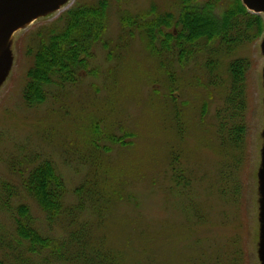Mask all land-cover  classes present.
Instances as JSON below:
<instances>
[{
  "label": "rangeland",
  "instance_id": "obj_1",
  "mask_svg": "<svg viewBox=\"0 0 264 264\" xmlns=\"http://www.w3.org/2000/svg\"><path fill=\"white\" fill-rule=\"evenodd\" d=\"M82 1L85 0H65L32 24L20 28L10 41L12 61L0 85V181L18 187L22 198L17 204L28 205L39 227L49 230L46 215L24 192L21 181L8 168V161L33 151L51 159L68 188L67 203L73 204L75 189L84 183L90 170L85 160L93 153L89 145L94 129L96 131L93 124L102 119V132L113 133L121 144L103 140L102 150L97 152L99 161L113 180L124 182L126 186L127 178L125 192L127 188L137 201L130 204L124 200L114 207L108 218L111 246L126 251L127 221L139 217L145 221L143 225H157L163 234L171 235L168 240L152 246L159 257L166 254L171 259L174 256L186 258L185 248H190L191 244L192 264H198L195 257L205 249L210 256L220 253L226 264L229 258L233 263L236 260V264H264L261 226L264 208V35L221 62L222 68L237 59L250 62L243 145L237 150L230 146L221 150L215 133L208 128L224 104L225 93L213 90L214 103L202 127L195 118L211 97L205 88L195 86V80L192 84L194 75L190 70L180 72L185 90L173 91L177 99L174 104L166 76L161 77L157 62L148 55L140 38L127 43L123 40L127 47L119 48V44L123 47L120 41L122 12L135 14L150 9L157 0H110L105 39L114 48L113 55L110 56L102 44L96 45L89 68L94 75H84L80 84L67 86L56 99L51 98L40 107L28 109L25 106L23 89L35 36L53 25H61L58 24L61 17ZM224 77L228 80L226 74ZM186 101L188 104L184 105ZM200 106H203L201 110ZM179 107L186 110L188 129L183 137L175 122ZM124 142L129 144L124 146ZM174 150L184 153L183 165L194 177V201L201 204L202 212L206 213L203 220L193 213L188 217L178 208V200H171L165 194L171 184L164 176L170 171L169 161ZM223 172L232 175L231 192L228 193L235 198L238 195L236 201L227 202L219 195L218 190L226 180H222ZM155 177L159 183L153 185ZM166 221L177 228L169 231L171 224L162 225ZM56 231L54 226L53 233ZM0 232H12L10 216L1 209Z\"/></svg>",
  "mask_w": 264,
  "mask_h": 264
},
{
  "label": "trees",
  "instance_id": "obj_2",
  "mask_svg": "<svg viewBox=\"0 0 264 264\" xmlns=\"http://www.w3.org/2000/svg\"><path fill=\"white\" fill-rule=\"evenodd\" d=\"M110 6V0L79 2L61 17L58 21L61 25H53L35 36L23 89V101L28 109L56 99L67 86L80 84L84 75H94L89 68L96 45L102 44L110 56L113 55L114 48L105 39ZM121 15L123 47L119 44V48L127 47L123 40L127 43L140 38L148 55L157 62L161 77L166 76L174 104L177 99L173 91L185 90L180 72L190 70L194 75L192 84L195 80V86L208 91L211 99L204 102L206 106H200L202 112L195 118L202 127L214 103L213 90L225 93L224 104L208 129L215 133L219 149L229 146L239 149L246 134L244 115L250 62L237 59L226 68L221 67V62L241 47L262 39L263 16L249 12L241 0H166L165 3L157 0L150 9L135 14L122 12ZM225 74L228 80L224 79ZM176 109L175 122L183 137L188 129L186 110L184 107ZM103 122L100 119L93 124L96 131L94 129L89 142L93 153L85 160L90 170L84 183L75 189L73 204L67 203L68 188L51 159L33 151L8 161V168L19 178L24 192L46 215L50 229L39 227L28 205L17 204L22 198L18 187L0 181V209L12 222L11 234L0 232V264H192L191 244L190 248H185L186 258L174 256L171 259L166 254L159 257L152 246L168 240L171 235L163 234L157 225H143L145 221L139 217L127 221L125 252L110 245L108 218L114 207L124 200L130 204L137 201L127 188L125 192L127 178L126 186L124 182L113 180L99 161L97 152H101L103 140L121 144L113 133L102 132ZM172 154L170 171L164 176L171 185L165 194L171 200H178V208L188 217L193 213L203 220L206 213L202 212V205L194 201V177L183 165L184 153L174 150ZM231 176L230 172H223L225 184L218 190L227 202L236 201L238 196L235 198L228 193L231 192ZM157 181L155 177L152 184L156 185ZM170 224L169 221L162 223L163 227ZM54 226L57 227L55 233ZM170 228L172 231L177 227ZM195 258L198 264H226L224 256L217 252L210 256L206 249ZM233 261L227 260L228 264H236L237 261Z\"/></svg>",
  "mask_w": 264,
  "mask_h": 264
},
{
  "label": "water",
  "instance_id": "obj_3",
  "mask_svg": "<svg viewBox=\"0 0 264 264\" xmlns=\"http://www.w3.org/2000/svg\"><path fill=\"white\" fill-rule=\"evenodd\" d=\"M65 0H0V85L7 77L12 50L10 41L22 27L28 26L43 14L49 13ZM249 12L264 17V0H241ZM264 180V170L262 171ZM264 189V185H263ZM264 259V208L261 219ZM262 250V248H261Z\"/></svg>",
  "mask_w": 264,
  "mask_h": 264
},
{
  "label": "bare ground",
  "instance_id": "obj_4",
  "mask_svg": "<svg viewBox=\"0 0 264 264\" xmlns=\"http://www.w3.org/2000/svg\"><path fill=\"white\" fill-rule=\"evenodd\" d=\"M30 24H32V22H31ZM30 24H29V25H30Z\"/></svg>",
  "mask_w": 264,
  "mask_h": 264
}]
</instances>
